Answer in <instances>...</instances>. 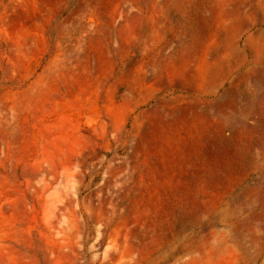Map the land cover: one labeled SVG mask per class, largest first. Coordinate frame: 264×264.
I'll return each instance as SVG.
<instances>
[{
    "label": "rangeland",
    "instance_id": "1",
    "mask_svg": "<svg viewBox=\"0 0 264 264\" xmlns=\"http://www.w3.org/2000/svg\"><path fill=\"white\" fill-rule=\"evenodd\" d=\"M264 0H0V264H264Z\"/></svg>",
    "mask_w": 264,
    "mask_h": 264
},
{
    "label": "bare ground",
    "instance_id": "2",
    "mask_svg": "<svg viewBox=\"0 0 264 264\" xmlns=\"http://www.w3.org/2000/svg\"><path fill=\"white\" fill-rule=\"evenodd\" d=\"M264 48V47H263ZM264 69V68H263Z\"/></svg>",
    "mask_w": 264,
    "mask_h": 264
}]
</instances>
